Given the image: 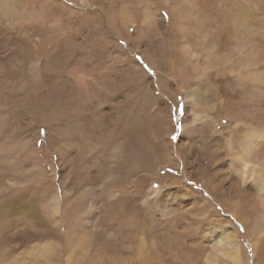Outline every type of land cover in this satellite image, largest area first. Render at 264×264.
I'll return each instance as SVG.
<instances>
[{
    "label": "rangeland",
    "instance_id": "1",
    "mask_svg": "<svg viewBox=\"0 0 264 264\" xmlns=\"http://www.w3.org/2000/svg\"><path fill=\"white\" fill-rule=\"evenodd\" d=\"M0 2V264H264V0Z\"/></svg>",
    "mask_w": 264,
    "mask_h": 264
},
{
    "label": "bare ground",
    "instance_id": "2",
    "mask_svg": "<svg viewBox=\"0 0 264 264\" xmlns=\"http://www.w3.org/2000/svg\"><path fill=\"white\" fill-rule=\"evenodd\" d=\"M4 2V1H3ZM1 3V2H0ZM0 6H2V3H1V5ZM3 6L6 8L8 5H7V3H4L3 4ZM214 129V128H213ZM213 131V130H212Z\"/></svg>",
    "mask_w": 264,
    "mask_h": 264
}]
</instances>
